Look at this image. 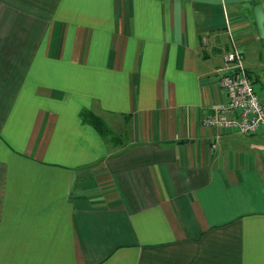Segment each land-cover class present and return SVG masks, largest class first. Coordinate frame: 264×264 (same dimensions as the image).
Here are the masks:
<instances>
[{"label": "crops", "instance_id": "crops-1", "mask_svg": "<svg viewBox=\"0 0 264 264\" xmlns=\"http://www.w3.org/2000/svg\"><path fill=\"white\" fill-rule=\"evenodd\" d=\"M234 44L264 106V0H0V264H264V125L202 123Z\"/></svg>", "mask_w": 264, "mask_h": 264}, {"label": "built area", "instance_id": "built-area-1", "mask_svg": "<svg viewBox=\"0 0 264 264\" xmlns=\"http://www.w3.org/2000/svg\"><path fill=\"white\" fill-rule=\"evenodd\" d=\"M217 82L227 103L216 105L203 118V126L254 134L264 125V106L245 65L243 52L234 44L217 70ZM215 147V146H213Z\"/></svg>", "mask_w": 264, "mask_h": 264}, {"label": "trees", "instance_id": "trees-1", "mask_svg": "<svg viewBox=\"0 0 264 264\" xmlns=\"http://www.w3.org/2000/svg\"><path fill=\"white\" fill-rule=\"evenodd\" d=\"M82 117L84 121L92 125L103 137L111 136V131L107 128L101 118L88 112L83 113Z\"/></svg>", "mask_w": 264, "mask_h": 264}]
</instances>
